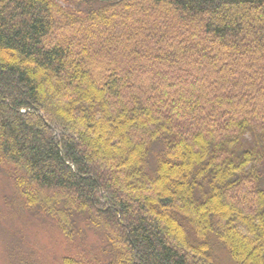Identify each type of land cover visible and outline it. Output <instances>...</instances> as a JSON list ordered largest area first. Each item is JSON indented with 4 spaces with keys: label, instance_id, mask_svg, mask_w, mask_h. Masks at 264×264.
Returning a JSON list of instances; mask_svg holds the SVG:
<instances>
[{
    "label": "trees",
    "instance_id": "1",
    "mask_svg": "<svg viewBox=\"0 0 264 264\" xmlns=\"http://www.w3.org/2000/svg\"><path fill=\"white\" fill-rule=\"evenodd\" d=\"M0 172L108 264H264V0H0Z\"/></svg>",
    "mask_w": 264,
    "mask_h": 264
},
{
    "label": "rangeland",
    "instance_id": "2",
    "mask_svg": "<svg viewBox=\"0 0 264 264\" xmlns=\"http://www.w3.org/2000/svg\"><path fill=\"white\" fill-rule=\"evenodd\" d=\"M19 203L14 184L0 172V264H64L66 259L77 264L116 261L105 251L104 236L83 222L77 224L81 230L78 247L63 235L55 221ZM215 252L220 262L233 264L223 249L216 248Z\"/></svg>",
    "mask_w": 264,
    "mask_h": 264
}]
</instances>
